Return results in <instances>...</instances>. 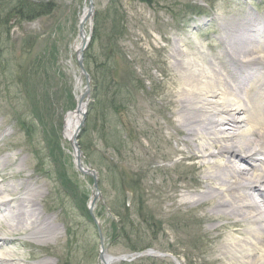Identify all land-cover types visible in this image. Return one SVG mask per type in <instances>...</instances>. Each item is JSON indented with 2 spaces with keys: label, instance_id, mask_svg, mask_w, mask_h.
<instances>
[{
  "label": "rangeland",
  "instance_id": "rangeland-1",
  "mask_svg": "<svg viewBox=\"0 0 264 264\" xmlns=\"http://www.w3.org/2000/svg\"><path fill=\"white\" fill-rule=\"evenodd\" d=\"M13 1L0 0L1 16L12 11ZM246 1L46 0L50 11L33 20L12 14L8 24L0 19V185L29 179L48 229L41 239L26 229L6 232L25 264H103L88 210L94 180L75 167L64 136L67 113L87 90L75 46L91 4V39L83 56L89 101L79 142L85 164L98 172L95 216L104 230V253L112 258L150 244L182 264H245L252 258L247 251L230 252L250 223L190 200L204 191L206 170L184 142L193 123L179 124L175 99L180 101L185 70L172 67L179 47L203 50L204 56L220 53L225 20L264 15V0ZM21 189L10 197L27 195ZM121 214L134 228L126 231ZM126 261L176 264L169 256Z\"/></svg>",
  "mask_w": 264,
  "mask_h": 264
},
{
  "label": "bare ground",
  "instance_id": "bare-ground-1",
  "mask_svg": "<svg viewBox=\"0 0 264 264\" xmlns=\"http://www.w3.org/2000/svg\"><path fill=\"white\" fill-rule=\"evenodd\" d=\"M249 7L255 10L254 5ZM87 13L86 9L82 17ZM244 16L221 24L224 47L215 56L206 52L209 56H204L199 48L195 52L175 49L172 67L185 70L175 112L179 124L193 123L184 132V142L190 158H200V166L206 170L201 180L204 191L190 200L211 203L219 211L216 215L221 212L237 222L250 223V230L243 229L246 237L232 243L230 252L238 256L247 251L246 256L253 259L245 264H264V189L260 187L264 185V50L259 43L249 46L255 42L254 32L264 37V15ZM82 43L80 38L75 50L79 51ZM78 100L77 108L66 116L64 136L68 140H73L87 106L83 90ZM4 179L5 174L0 173V182ZM32 185L29 179L0 185V264H25L18 257L14 239L3 233L26 229L34 238L48 236L36 210L39 191ZM17 189L27 195L9 199Z\"/></svg>",
  "mask_w": 264,
  "mask_h": 264
},
{
  "label": "water",
  "instance_id": "water-1",
  "mask_svg": "<svg viewBox=\"0 0 264 264\" xmlns=\"http://www.w3.org/2000/svg\"><path fill=\"white\" fill-rule=\"evenodd\" d=\"M93 13V5L91 4L90 5V12H89V15H91ZM83 22H81V27H80V35L82 37V40H83V43H82V46L80 48V50L77 52V60H78V63L81 67V70L83 72V74L85 75L86 77V80H87V90L84 94L85 95H89V85H90V76L86 70V67L84 65V51L88 45V42H89V38L86 36V33H84V30H83ZM87 105H88V101H87ZM86 113H87V108L83 111V116L80 120V123H79V126L74 134V137H73V140H72V145L74 147V149L77 151V156H76V167L83 173H87V174H90L93 176V178L95 179V187H97V173L96 171L92 170L90 167L84 165L81 161V150H80V147H79V143H78V140H77V137L79 135V131L81 129V127L84 125L85 123V119H86ZM98 197V194L95 195V199ZM91 212L93 213L92 211V207H91ZM95 218V217H94ZM98 223V229H99V234H100V240H101V254H100V257H101V260L103 262H106V259H105V253H104V250H105V241H104V235H103V230H102V227L100 225L99 222Z\"/></svg>",
  "mask_w": 264,
  "mask_h": 264
},
{
  "label": "trees",
  "instance_id": "trees-1",
  "mask_svg": "<svg viewBox=\"0 0 264 264\" xmlns=\"http://www.w3.org/2000/svg\"><path fill=\"white\" fill-rule=\"evenodd\" d=\"M14 5L12 7V11L3 16H1L2 12H0V19L1 21H5L6 24L9 23V17L10 14L15 15L16 17L20 18L24 21H30L36 18V16L41 12H49L51 9V4L49 2H46V0H14ZM6 17V18H5ZM0 21V22H1ZM22 126H24V123L21 122ZM138 204V203H137ZM139 205V204H138ZM121 223L122 226L128 231L130 228H134V224H131L127 217H125V214H121ZM150 247V244H143V245H135L132 247V251H142L146 248ZM128 264V263H125Z\"/></svg>",
  "mask_w": 264,
  "mask_h": 264
}]
</instances>
